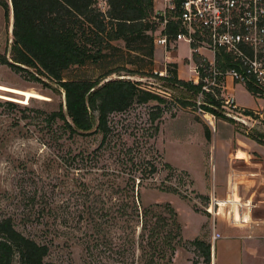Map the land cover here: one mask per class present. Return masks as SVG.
<instances>
[{"label": "rangeland", "instance_id": "1", "mask_svg": "<svg viewBox=\"0 0 264 264\" xmlns=\"http://www.w3.org/2000/svg\"><path fill=\"white\" fill-rule=\"evenodd\" d=\"M9 3V22L0 5V86L42 97L28 98L21 93L0 90V220L11 217L19 231L48 244L46 261L146 264L152 252L148 244L152 238L148 231L142 235L138 217L130 220L120 212L127 199L129 202L134 199L141 211L150 207V228L155 226L158 217L165 218L160 221L164 224L160 228L161 243H165L163 236L167 232L171 231L174 236L179 233L172 241L176 251L170 264L178 251L185 254L189 251V260L194 263L203 261L191 244L194 239L188 236L202 225L200 237L212 241L215 221L206 217L209 203L197 187L204 186L206 180L211 187L215 185L216 164L226 159L227 145L233 135L237 138L246 130L264 133V106L255 110L259 118L244 114L240 107L219 108V117L211 113L206 116L207 113L198 109L202 98L161 79L148 58L128 49L123 40H116L113 44L120 50L105 48L106 57L72 66L64 71V77L96 79L117 70L108 77L118 78L123 74V78L140 81L145 88L165 97L167 101L161 104L162 120L151 119L156 101L134 103L126 111L110 116L112 130L105 139L94 129L72 133L66 129L64 120L51 118V113L62 107L66 111L64 89L33 67L19 64L15 69L2 63L3 56L13 62L12 0ZM98 6L107 9L105 0H99ZM182 55H190L187 44ZM180 64V75L188 77L189 65ZM138 69L147 76L128 75V70ZM180 99L196 104L183 107ZM9 102L14 105L10 106ZM249 103L255 101L250 99ZM67 120L72 124L70 117ZM157 126L159 131L155 133ZM206 129L216 139L211 154ZM138 163L148 178L140 186L137 179L135 190L129 193L133 176H140L135 169ZM152 165L157 167L154 174H151ZM127 193H132V197H126ZM171 208L176 212L173 216ZM166 250L169 257L171 249L166 247ZM184 261L181 256L178 264H185ZM14 264H19L17 258Z\"/></svg>", "mask_w": 264, "mask_h": 264}, {"label": "trees", "instance_id": "2", "mask_svg": "<svg viewBox=\"0 0 264 264\" xmlns=\"http://www.w3.org/2000/svg\"><path fill=\"white\" fill-rule=\"evenodd\" d=\"M99 0H12L13 6V45L11 50L12 61L6 56L2 57V63L15 69L19 64L33 67L42 75H46L57 82L65 91L66 111L62 107L59 111L51 113V118L64 120L66 129L72 133L94 132L101 133L104 139L111 132L110 116L114 113L124 112L134 103L157 102L156 110L151 114V119L162 120L164 111L161 104L167 100L156 90L145 88L140 81L131 78H118L108 76L117 73L110 71L96 79H66L64 71L72 66H82L89 61L98 62L107 54L105 48L120 50L113 41L123 40L126 47L135 50L139 56L148 58L150 66L154 65L155 35L158 23L154 21V0H105L107 9L98 6ZM4 9L6 20L10 21L9 0H0ZM169 35L175 36L177 26L169 25ZM147 45V46H143ZM143 53V51H145ZM193 58L201 71L209 67V62L203 60V56L193 53ZM225 59V62L223 60ZM230 57L221 52L217 56V65L226 70L232 64ZM171 78L166 79L173 86L187 90L193 96L202 93V108L216 117L220 113L217 109L223 108L222 88L214 87V91L202 89V82L178 78L176 64L170 65ZM124 71L125 69H120ZM139 70V69H138ZM128 75L139 74L147 76L145 71L128 70ZM247 88L253 92L251 86ZM32 98V97H31ZM183 107L193 103L189 99H180ZM10 106L14 103L9 102ZM243 113L259 118L253 109L245 108ZM70 117L72 124L67 120ZM234 122L232 118L226 117ZM155 133L159 127L155 128ZM244 134L264 145V133L246 130ZM206 138L211 139V133L206 129ZM150 165V162H149ZM168 166H171L168 164ZM140 174L133 176V184L129 193L148 178L142 164L135 168ZM157 172L156 165H152L151 174ZM150 174V171H149ZM127 193V194H129ZM132 193L129 197H132ZM133 206H128L129 204ZM122 216L130 218L136 216L141 223L142 235L148 231L150 249H152L149 261L146 264H170L176 251L172 241L179 233L172 235L167 232L161 243L160 228L161 217L156 220L155 226L150 228V207L140 205L134 199L126 200L121 211ZM171 216L176 212L171 208ZM141 235V234H140ZM203 257L204 264H212V244L203 237H196L192 243ZM166 247L171 249L167 257ZM50 247L46 243H40L34 238L19 231L11 217L0 220V264H14L16 258L19 264H58L46 261ZM163 261L160 263V261Z\"/></svg>", "mask_w": 264, "mask_h": 264}, {"label": "built area", "instance_id": "3", "mask_svg": "<svg viewBox=\"0 0 264 264\" xmlns=\"http://www.w3.org/2000/svg\"><path fill=\"white\" fill-rule=\"evenodd\" d=\"M153 19L158 23L154 32L155 44L164 45L169 50L183 41L190 46L192 54L197 53L209 62V67L201 71L194 61L197 74L195 83L201 81L205 91L221 87L223 107L239 108L234 96L224 93L228 77L251 86L252 94L256 97H264V0H154ZM170 24L177 26V33L173 37L169 35ZM221 52L230 57L229 63L232 64L226 70L217 65V56ZM169 68L154 69V72L161 77L171 78ZM199 97L202 98V93ZM201 104L199 100V111L210 114ZM235 200L225 202L229 205L227 224L252 228L259 219L243 215L238 207L240 203H234L239 201ZM222 203L216 198L210 199L207 210L213 222L215 212ZM215 238L216 234L213 233V240Z\"/></svg>", "mask_w": 264, "mask_h": 264}, {"label": "crops", "instance_id": "4", "mask_svg": "<svg viewBox=\"0 0 264 264\" xmlns=\"http://www.w3.org/2000/svg\"><path fill=\"white\" fill-rule=\"evenodd\" d=\"M186 44L181 41L176 48L169 50L164 45L155 44L154 68L163 70L171 64H176L178 78L195 81L197 79L194 70L195 63L188 44L190 55L180 57ZM181 62L189 65L187 67L190 73L188 77L180 75ZM224 93L233 95L238 107L243 109L257 110L264 106L263 98L256 97L246 85L234 81L231 77L226 79ZM250 99L255 103H249ZM207 142L210 143L211 154L212 149L215 150L216 139L211 138ZM230 142L227 145L229 148H227L226 159L216 164V171L213 173L215 183L213 188L207 180L208 185L204 183V186L197 187L201 189L200 194L207 199L206 202L209 204L212 197L223 201L214 215L213 233L216 234V238L210 241L212 243V264H264V145L244 133L237 138L233 135ZM228 199H233V201L237 199L239 202L234 203H240L238 207L243 215H251L259 219V222L255 223L252 228L227 224L226 212L229 205L227 206L225 202ZM209 216L211 217L210 213L206 214V217L209 218ZM201 234L202 225L194 228L192 236L188 238L193 240ZM180 252L178 251L177 258H174L172 264H178L181 256L185 258V264H204L202 260L198 263L189 260L191 254L189 251H186V254L183 251Z\"/></svg>", "mask_w": 264, "mask_h": 264}, {"label": "bare ground", "instance_id": "5", "mask_svg": "<svg viewBox=\"0 0 264 264\" xmlns=\"http://www.w3.org/2000/svg\"><path fill=\"white\" fill-rule=\"evenodd\" d=\"M0 90H4V91H10V92H16V93H21L24 94L26 97L30 98L31 96H36V97H42L39 94H35V93H31L29 91H18L17 89H13V88H9V87H5V86H0ZM209 114H207L206 116H208ZM212 123V122H210Z\"/></svg>", "mask_w": 264, "mask_h": 264}]
</instances>
